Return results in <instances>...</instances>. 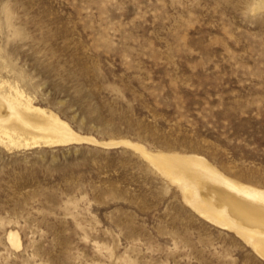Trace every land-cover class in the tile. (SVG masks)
Wrapping results in <instances>:
<instances>
[{"label": "rangeland", "instance_id": "obj_1", "mask_svg": "<svg viewBox=\"0 0 264 264\" xmlns=\"http://www.w3.org/2000/svg\"><path fill=\"white\" fill-rule=\"evenodd\" d=\"M2 82L80 136L264 189V0H0ZM111 148L0 145V264H264Z\"/></svg>", "mask_w": 264, "mask_h": 264}, {"label": "bare ground", "instance_id": "obj_2", "mask_svg": "<svg viewBox=\"0 0 264 264\" xmlns=\"http://www.w3.org/2000/svg\"><path fill=\"white\" fill-rule=\"evenodd\" d=\"M97 144L122 146L138 153L162 177L176 185L183 203L209 224L234 233L264 260V189L223 174L198 155L151 152L128 140L98 142L75 133L54 112L35 106L18 86L0 83V145L9 150ZM111 148V149H112ZM20 247L16 231L7 233Z\"/></svg>", "mask_w": 264, "mask_h": 264}]
</instances>
